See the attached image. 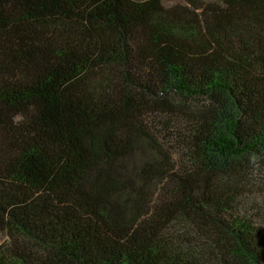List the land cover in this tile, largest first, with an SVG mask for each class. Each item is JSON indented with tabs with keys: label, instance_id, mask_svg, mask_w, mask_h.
Here are the masks:
<instances>
[{
	"label": "trees",
	"instance_id": "trees-1",
	"mask_svg": "<svg viewBox=\"0 0 264 264\" xmlns=\"http://www.w3.org/2000/svg\"><path fill=\"white\" fill-rule=\"evenodd\" d=\"M0 264H264V0H0Z\"/></svg>",
	"mask_w": 264,
	"mask_h": 264
},
{
	"label": "rangeland",
	"instance_id": "rangeland-1",
	"mask_svg": "<svg viewBox=\"0 0 264 264\" xmlns=\"http://www.w3.org/2000/svg\"><path fill=\"white\" fill-rule=\"evenodd\" d=\"M166 3H173V2H175V1H177V0H164ZM4 237H3V234H1L0 233V241L3 239Z\"/></svg>",
	"mask_w": 264,
	"mask_h": 264
}]
</instances>
